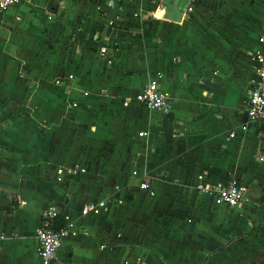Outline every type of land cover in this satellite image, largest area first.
Listing matches in <instances>:
<instances>
[{
  "label": "crops",
  "instance_id": "0c3cea01",
  "mask_svg": "<svg viewBox=\"0 0 264 264\" xmlns=\"http://www.w3.org/2000/svg\"><path fill=\"white\" fill-rule=\"evenodd\" d=\"M191 1L186 20L171 23L160 16L152 32L147 26L142 29L143 2L130 8L132 13L138 10L132 17L131 12H121L117 28L103 27L93 39L96 61L76 82L91 88L104 79L108 88L105 115L91 120L90 130L98 132V126L106 124L109 132H116L115 137L128 140L132 135L136 149L127 146L124 164L128 171L130 167L144 174L153 196L137 189L141 178L130 172L131 182L137 184L123 198L121 191L111 188L94 195V180L57 175L56 171L73 165L77 156L83 168L88 164L93 169L96 164L88 161L87 152L80 157L78 136L69 129L61 130L63 117L43 112L54 101L47 106L38 104L39 111L0 115V232L5 234L0 241V264H39L34 234L40 213L49 206L73 222L53 264H158L163 239L158 236V243L150 242L147 247L141 238L132 240L130 236L134 231L141 237L143 227L144 234L164 230L161 219L167 226L164 235L170 238L164 247H172L169 261L175 264H194L195 256L206 257L210 249L225 245L224 233L229 230L233 235L243 231L264 234V124L240 130L256 68L252 56L255 52L264 56V38H260L264 37V0ZM64 2L19 0L0 13V49L10 53V47L13 52L17 47L18 38L13 31L6 32L8 27L17 28L24 16L46 12L54 16L65 7ZM254 15L259 17V25L253 24ZM253 31L260 34L258 40L252 38ZM99 46L108 48L106 58L111 64L106 65L105 57L97 54ZM4 58L0 53V60ZM102 65L103 71L99 70ZM151 80L167 94V113L148 111L131 99ZM63 81L71 82L68 77ZM65 89L63 97L72 100V88ZM83 98L80 100L85 101ZM55 122L61 126L53 133L50 128ZM139 132L144 135L138 137ZM231 178L244 187L245 202L212 240L211 221L226 218L220 216L221 207L210 212L214 207L211 200L199 195L196 186ZM95 200H104L106 209L99 216L78 219L79 206ZM148 203L154 204L152 213L146 211ZM164 211L180 213L184 219L171 218ZM184 248L195 253L189 261L181 253ZM260 250L264 251V245Z\"/></svg>",
  "mask_w": 264,
  "mask_h": 264
},
{
  "label": "rangeland",
  "instance_id": "374dc122",
  "mask_svg": "<svg viewBox=\"0 0 264 264\" xmlns=\"http://www.w3.org/2000/svg\"><path fill=\"white\" fill-rule=\"evenodd\" d=\"M142 2L146 10L142 21V29L147 26L149 31L152 32L157 29L154 24L155 20H160V16H163L161 0H65V7H62L59 12H54V16H51L48 12L43 16L42 14L41 16L34 14L33 17L24 16L22 20L19 19L17 28L13 26L7 28L6 32L8 34L13 31L18 38L14 42L17 46L14 49L15 54L12 50L13 47H10V53L0 49V53L5 57L0 60V115L13 113L15 110H18L17 112L20 114L33 112L35 109L39 111L38 104L45 102L44 104L47 106L46 103L54 101V104L51 103V106H48L43 112L50 117H63L64 128L58 125V122H55L50 130L55 133L59 128L58 126H61V130H65V132L68 129L71 130L76 138L78 136L80 157L87 152L88 161L96 164L93 169H90L87 164L83 173L79 175L78 173L76 175L72 173L68 177L73 179L84 177L88 181L91 180L92 183L94 180L93 187H91L94 195H99L98 193L102 190L105 192L107 188L121 191L122 198L124 195H130V188L136 180L131 182L128 175L133 168L130 169L129 167L130 171H128L126 164H124L126 162L125 150L129 145H132L133 149H136V146L132 143V135L129 136L128 140L115 137L116 132L113 134L109 132L110 129L106 124H100L97 128L98 132H91V120L102 119L105 115V94L108 93V88H106L104 79L99 80L100 83L92 85L91 88L80 87L76 82L85 77L84 72L87 70V66L94 64L96 61L93 49V39L96 35L99 36L103 27L107 28L105 30H109L108 27L117 28L121 24L120 14L128 11L127 13L131 12L129 16L131 14L133 16L134 13H138V10L132 13L130 8L137 7ZM246 2L247 0H245ZM191 3L193 1L189 3V7ZM194 4H197V2L194 1ZM186 19L184 16L183 20ZM252 22L254 25H259V17L254 15ZM14 28H16V31ZM252 33V38L258 40L257 36L260 34L256 31ZM260 38L263 40L264 37L260 36ZM99 70L103 71V65ZM65 77H70V81L74 80L66 83L63 81ZM58 83L60 84L57 85ZM66 87L72 88L70 89L72 100L63 97ZM82 96L85 101L80 100ZM134 96L135 94L131 96V99L134 100ZM78 97L79 100H77ZM108 98H110V95ZM22 105L23 108H21ZM72 105H74V108ZM96 135L98 140L95 138ZM81 160L77 156L72 164L79 165ZM95 190L99 191L96 192ZM166 193L167 196L171 194L170 192ZM144 198L149 199L146 195ZM147 207V212L152 213L154 211L153 203H148ZM214 208H211L210 212H214ZM234 211H236V208L231 210L220 209V216H223L226 220H217L214 223L211 221L210 227H214L211 230H214L215 235L211 238L212 240L216 238L218 232H222L224 228H227L223 225L231 218L230 214ZM164 212L171 218L184 219V217L181 218L180 213ZM156 219L154 220L155 224ZM164 219L169 220L170 218ZM154 227L156 226L154 225ZM160 227L164 230L167 229V226H164L163 219H161ZM164 230H148L149 232L144 234L145 227H143L139 233L141 237H137L138 235L131 231L133 237L131 235L130 238L132 240L141 238L140 241L145 242L149 247L150 242L158 243L159 236L163 239V247L159 251L161 256L158 257V264H175L176 262L169 261V256L172 257V254L170 255L171 251L168 249L172 247H164H168L166 241L170 239L168 235H164ZM149 235L152 238L148 237ZM145 239L146 241H143ZM224 239L225 245L220 243L219 247L210 249L206 257L202 255L201 257L195 256L192 259L195 253L192 252L191 255V252L186 251L185 248L181 253L185 255L188 261L192 259L194 264H264V251H257L260 246L264 245L263 233H245L243 231L239 235H233L229 230L224 233ZM178 251H180L179 247ZM177 253L183 257L180 252Z\"/></svg>",
  "mask_w": 264,
  "mask_h": 264
},
{
  "label": "built area",
  "instance_id": "2783aa9c",
  "mask_svg": "<svg viewBox=\"0 0 264 264\" xmlns=\"http://www.w3.org/2000/svg\"><path fill=\"white\" fill-rule=\"evenodd\" d=\"M19 0H0V13L5 12L13 7ZM189 8L186 10L188 11ZM96 39V37H95ZM261 41V40H259ZM116 44L114 43L113 46ZM112 49V48H111ZM108 48L99 46L97 54L105 57L104 62L106 65L111 64V61L106 58ZM253 61L256 63L253 80L249 86L245 117L243 125L240 130L244 131L248 125H261L264 124V56L255 52L252 56ZM70 78V77H68ZM156 78H160L157 74ZM85 95V94H84ZM135 102L141 105L146 110L159 111L167 113L170 109L167 94L163 93L157 88L154 80L146 83L139 92L134 96ZM74 107V105H72ZM144 133L139 132L138 137H142ZM231 132L229 136H233ZM85 169L79 165H71L65 171H56L57 175H75L83 173ZM74 175V176H75ZM130 176L138 180L137 189L141 192L153 196V192L148 181L143 180L144 174L139 175L135 168L130 171ZM196 191L202 197H207L211 200L214 207H221L226 209L241 207L245 202V189L241 183L231 178L225 182H217L211 185H197ZM106 209L104 200H95L87 202L77 210L78 219H83L87 216H99ZM61 219V226L57 229L54 228L56 219ZM73 222L64 213L58 212L53 206H49L46 210L40 213L39 224L34 234L36 240V258L39 264H53L56 259L57 251L63 239L67 236L68 230ZM5 238V234L0 232V241Z\"/></svg>",
  "mask_w": 264,
  "mask_h": 264
},
{
  "label": "water",
  "instance_id": "95a60500",
  "mask_svg": "<svg viewBox=\"0 0 264 264\" xmlns=\"http://www.w3.org/2000/svg\"><path fill=\"white\" fill-rule=\"evenodd\" d=\"M191 0H161L163 11L162 20L179 23L183 20Z\"/></svg>",
  "mask_w": 264,
  "mask_h": 264
},
{
  "label": "trees",
  "instance_id": "16d2710c",
  "mask_svg": "<svg viewBox=\"0 0 264 264\" xmlns=\"http://www.w3.org/2000/svg\"><path fill=\"white\" fill-rule=\"evenodd\" d=\"M61 226V219L58 218L56 219V221L54 222V228L57 229Z\"/></svg>",
  "mask_w": 264,
  "mask_h": 264
}]
</instances>
